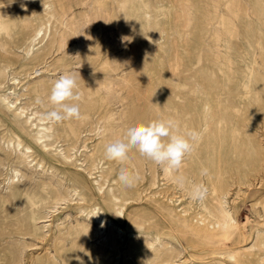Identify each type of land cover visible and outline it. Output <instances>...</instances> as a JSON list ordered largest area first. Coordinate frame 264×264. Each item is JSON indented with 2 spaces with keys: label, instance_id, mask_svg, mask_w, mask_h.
<instances>
[{
  "label": "rangeland",
  "instance_id": "1",
  "mask_svg": "<svg viewBox=\"0 0 264 264\" xmlns=\"http://www.w3.org/2000/svg\"><path fill=\"white\" fill-rule=\"evenodd\" d=\"M169 118L201 135L178 171L105 158ZM0 264H264V0H0Z\"/></svg>",
  "mask_w": 264,
  "mask_h": 264
},
{
  "label": "clouds",
  "instance_id": "2",
  "mask_svg": "<svg viewBox=\"0 0 264 264\" xmlns=\"http://www.w3.org/2000/svg\"><path fill=\"white\" fill-rule=\"evenodd\" d=\"M77 81L72 74H64L54 83L49 96L52 110L43 116L51 124H59L66 120L81 118L79 101L81 95L77 91ZM179 122L173 118L154 119L147 123H138L130 126L123 139L116 140L105 146V158L110 161L123 163L128 158L132 149L137 150L142 156L151 160L171 174L180 169L186 155L194 150L195 142L201 139L200 133L188 130L179 131ZM208 170L202 169L201 175H207ZM139 179V175L122 167L118 180L125 187L131 188ZM178 187L185 186L186 177L177 176ZM208 193L204 183H192L190 199L203 201ZM96 216V215H95ZM105 222H102L103 227Z\"/></svg>",
  "mask_w": 264,
  "mask_h": 264
}]
</instances>
